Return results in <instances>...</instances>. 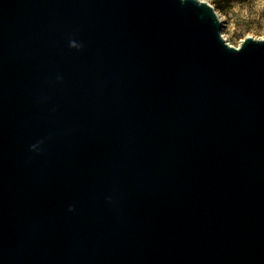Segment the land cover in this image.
Wrapping results in <instances>:
<instances>
[{
	"label": "water",
	"instance_id": "water-1",
	"mask_svg": "<svg viewBox=\"0 0 264 264\" xmlns=\"http://www.w3.org/2000/svg\"><path fill=\"white\" fill-rule=\"evenodd\" d=\"M0 264H264V39L200 0H0Z\"/></svg>",
	"mask_w": 264,
	"mask_h": 264
},
{
	"label": "rangeland",
	"instance_id": "rangeland-1",
	"mask_svg": "<svg viewBox=\"0 0 264 264\" xmlns=\"http://www.w3.org/2000/svg\"><path fill=\"white\" fill-rule=\"evenodd\" d=\"M212 5L222 21V35L233 47L248 36L264 39V0H200Z\"/></svg>",
	"mask_w": 264,
	"mask_h": 264
}]
</instances>
